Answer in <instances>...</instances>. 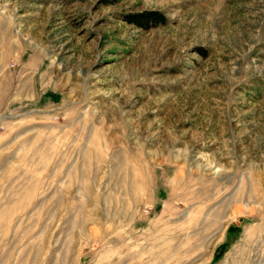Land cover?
I'll use <instances>...</instances> for the list:
<instances>
[{
  "label": "rangeland",
  "instance_id": "1",
  "mask_svg": "<svg viewBox=\"0 0 264 264\" xmlns=\"http://www.w3.org/2000/svg\"><path fill=\"white\" fill-rule=\"evenodd\" d=\"M0 264H264V0H0Z\"/></svg>",
  "mask_w": 264,
  "mask_h": 264
},
{
  "label": "trees",
  "instance_id": "2",
  "mask_svg": "<svg viewBox=\"0 0 264 264\" xmlns=\"http://www.w3.org/2000/svg\"><path fill=\"white\" fill-rule=\"evenodd\" d=\"M135 19L134 17H131V20Z\"/></svg>",
  "mask_w": 264,
  "mask_h": 264
}]
</instances>
